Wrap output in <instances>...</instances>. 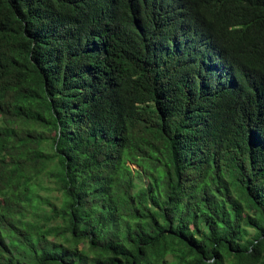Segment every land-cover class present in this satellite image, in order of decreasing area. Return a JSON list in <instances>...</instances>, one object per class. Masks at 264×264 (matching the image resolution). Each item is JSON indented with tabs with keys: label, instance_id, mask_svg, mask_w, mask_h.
Masks as SVG:
<instances>
[{
	"label": "trees",
	"instance_id": "16d2710c",
	"mask_svg": "<svg viewBox=\"0 0 264 264\" xmlns=\"http://www.w3.org/2000/svg\"><path fill=\"white\" fill-rule=\"evenodd\" d=\"M0 264H264V0H0Z\"/></svg>",
	"mask_w": 264,
	"mask_h": 264
},
{
	"label": "rangeland",
	"instance_id": "374dc122",
	"mask_svg": "<svg viewBox=\"0 0 264 264\" xmlns=\"http://www.w3.org/2000/svg\"><path fill=\"white\" fill-rule=\"evenodd\" d=\"M129 167L132 170L137 169L136 167H134L132 165H130ZM142 181H145V180H142ZM39 195H40V197L47 196V199H49L48 201L50 202L51 206L57 207L59 205V202L55 199L56 193L53 192V193H49L46 195V193L44 191H42V192H39Z\"/></svg>",
	"mask_w": 264,
	"mask_h": 264
}]
</instances>
